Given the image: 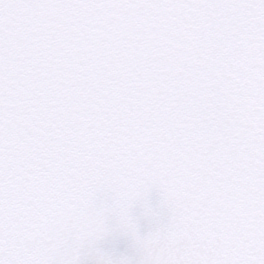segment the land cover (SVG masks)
<instances>
[{
    "label": "snow or ice",
    "instance_id": "1",
    "mask_svg": "<svg viewBox=\"0 0 264 264\" xmlns=\"http://www.w3.org/2000/svg\"><path fill=\"white\" fill-rule=\"evenodd\" d=\"M0 264H264V0H0Z\"/></svg>",
    "mask_w": 264,
    "mask_h": 264
}]
</instances>
